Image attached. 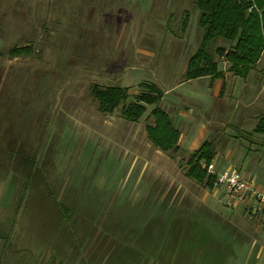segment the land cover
<instances>
[{
    "label": "rangeland",
    "instance_id": "1",
    "mask_svg": "<svg viewBox=\"0 0 264 264\" xmlns=\"http://www.w3.org/2000/svg\"><path fill=\"white\" fill-rule=\"evenodd\" d=\"M198 15L193 0H0V235L6 237L0 248L5 242L9 249V261L0 251V264H149L139 253L151 229L124 228L139 234L123 235L117 253L120 225L164 219L215 225L219 215L200 202L204 193L232 223L213 229L228 238L218 264H264V217L250 223L247 234L242 205L226 206L221 186L210 190L186 177L189 152H162L150 144L144 126L152 122L153 105L138 121L121 115V106L142 90L141 81L162 90L160 106L208 88L202 79L184 78L201 40ZM21 45L30 52L9 53ZM219 45L228 47L218 38L211 51ZM92 85L126 87L127 98L103 112ZM231 128L230 139H215L217 151L225 152L217 166L262 183L264 133ZM182 189L197 198L182 203ZM199 253L187 264L214 258ZM169 258L154 264H176Z\"/></svg>",
    "mask_w": 264,
    "mask_h": 264
},
{
    "label": "crops",
    "instance_id": "2",
    "mask_svg": "<svg viewBox=\"0 0 264 264\" xmlns=\"http://www.w3.org/2000/svg\"><path fill=\"white\" fill-rule=\"evenodd\" d=\"M186 12L187 10L185 7H183L182 1V18ZM187 27L188 19L186 28L182 31L186 32ZM215 59L218 63V69L221 73L220 75H205L195 77L204 80L203 83L208 87L206 90H201L198 87L199 90H197L196 88L195 94L187 97L182 96V102H179L176 105L170 104L169 102L164 103V106L158 105L157 103L161 100L163 96L162 95L161 98L152 105H157L162 108L169 115V118L171 119L174 127L178 130V150L182 149V151H187L190 154L193 150L197 149L204 141H213L215 156L212 162H216L214 163L216 170H221L223 168H219L217 166V160L223 159L225 152L223 154H220L217 151V147H215L214 145L215 139H217L216 137L219 134H222L230 139L226 131H230V129L233 130V128H231V125L238 127L241 131H247V134H251L257 117L261 113H264V50L262 51L258 61L245 76L235 75L231 73V71L228 69L229 63L223 56ZM219 59H222V61L219 62ZM195 78H189L185 80ZM211 100L213 101L212 105H210ZM234 103L238 104L233 105ZM149 142L151 145H153L150 140ZM229 145L230 144H228V146ZM155 148L159 151H162L157 147ZM228 149L229 148H227V150ZM226 156L229 157L230 152H228ZM180 193H182L180 195L182 196V203L186 196L193 195L195 196V198H197L195 193L189 194V190L187 189H182V192L180 191ZM210 201L211 200L208 199L207 193L201 195L200 202H203L207 207H210V209H212L215 214L219 215V220L216 221L215 224L216 226L211 225L209 222L203 220L188 219H164L158 221L154 220L152 221V223H150V225L137 226L136 223H134V226L120 225V231H118V235H120V238L122 240L120 241V246L116 247V252L119 253V251H123V235H127L130 233H134V235L139 234L138 232L135 233L133 230L130 231V229H128V231H125L123 230L124 228L147 227L151 230L143 233V241H141V245L143 246L141 247V251L143 252L139 254L145 253L146 255H148L147 260H151L149 264H154L157 258L164 261L169 257V259L176 261V264H182V262L183 264H187V261L191 258V255L196 252L198 256L200 254L199 251L204 254L205 251H208L210 254H212V257L214 256V258H211V256L209 255H205L206 258H204V260L200 261L198 264H218L217 255L219 256L220 254H222V252L228 250V242L226 241L228 238L224 239V236L217 233V231L213 229L223 225H232V223H230V218L225 217L222 214H218L217 211L212 207V201ZM195 203L196 201L193 200L191 206L195 205ZM238 205L234 207H237ZM243 211L246 217L244 218V220H242L241 227L243 228V231L248 234L250 223L255 220L261 221L263 218L261 216H249L246 213L244 207ZM145 235L146 237L144 238ZM0 237H2L4 240L6 238L5 233L2 236L0 235ZM7 238L9 240V237ZM156 239L161 241L160 245L156 243ZM255 243V239H253L252 247ZM0 251L3 255V260H5L6 257V259L9 261V249L6 247L5 242H3ZM160 252L167 254V257L161 258ZM155 253L156 256H153ZM135 258L136 257H133V259Z\"/></svg>",
    "mask_w": 264,
    "mask_h": 264
},
{
    "label": "trees",
    "instance_id": "3",
    "mask_svg": "<svg viewBox=\"0 0 264 264\" xmlns=\"http://www.w3.org/2000/svg\"><path fill=\"white\" fill-rule=\"evenodd\" d=\"M199 11L198 25L202 28V37L196 51L188 58L185 79L205 75L218 76L217 60L224 57L229 63L228 69L235 75L245 76L258 61L264 50V0H253L255 7L249 10L250 0H193ZM187 12L181 21L185 30ZM223 39L228 47L216 46L211 51V44L216 39ZM29 45L14 46L10 54H27ZM142 89L135 95V100L121 106V115L127 120L138 121L146 111V105L155 104L163 95L162 90L151 81H141ZM91 91L98 101L101 111L111 113L127 98V88L121 86L92 85ZM152 123H146L147 138L158 149L164 152L178 150L179 132L174 127L169 115L155 105L150 111ZM252 133H264V113L256 120ZM215 156L213 141H204L193 150L187 159L185 175L208 189L214 187L215 176L207 172L206 165ZM205 164V166L203 165ZM65 209L59 206L60 219L66 222Z\"/></svg>",
    "mask_w": 264,
    "mask_h": 264
},
{
    "label": "built area",
    "instance_id": "4",
    "mask_svg": "<svg viewBox=\"0 0 264 264\" xmlns=\"http://www.w3.org/2000/svg\"><path fill=\"white\" fill-rule=\"evenodd\" d=\"M249 10L255 7L253 0ZM215 176L214 185L222 187L224 204L229 207L242 205L251 217H264V179L262 183L245 176L239 169L227 167L216 170L213 162L206 165Z\"/></svg>",
    "mask_w": 264,
    "mask_h": 264
}]
</instances>
